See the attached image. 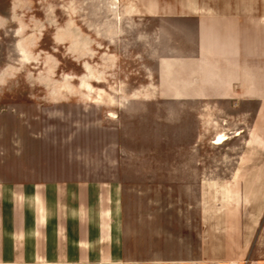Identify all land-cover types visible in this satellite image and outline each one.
<instances>
[{"label":"crops","instance_id":"obj_1","mask_svg":"<svg viewBox=\"0 0 264 264\" xmlns=\"http://www.w3.org/2000/svg\"><path fill=\"white\" fill-rule=\"evenodd\" d=\"M8 1L9 11L53 3ZM93 2L127 26L125 57L141 62L130 72L139 85L99 105L188 107L195 142L173 162H155L156 178L142 170L127 178L118 172L133 169L111 161H30L23 180L0 173V264H264L243 229V188L264 186V0ZM220 135L226 140L216 144ZM163 172L189 193L165 194ZM212 186L234 188L220 196H231L234 210L214 208Z\"/></svg>","mask_w":264,"mask_h":264},{"label":"rangeland","instance_id":"obj_2","mask_svg":"<svg viewBox=\"0 0 264 264\" xmlns=\"http://www.w3.org/2000/svg\"><path fill=\"white\" fill-rule=\"evenodd\" d=\"M6 1L0 0V162L8 166L0 173L23 180L28 179L30 161L54 167L111 161L133 169L118 174L139 180L140 170L156 178L151 167L173 162L179 149L188 151L195 142L188 107L99 105V98L121 100L126 88L139 85L130 72L139 71L141 62L125 57L130 34L124 23L118 24L108 10L99 11L93 0H71L79 3L71 9L53 0L26 11H9ZM163 173L165 194L189 193L173 181L172 172ZM208 173L217 178L222 174ZM232 189L208 188L214 208L223 203L235 209L231 196L227 203L220 198ZM243 189L246 241L264 259V186ZM195 193L203 191L196 187Z\"/></svg>","mask_w":264,"mask_h":264},{"label":"bare ground","instance_id":"obj_3","mask_svg":"<svg viewBox=\"0 0 264 264\" xmlns=\"http://www.w3.org/2000/svg\"><path fill=\"white\" fill-rule=\"evenodd\" d=\"M226 140V138L224 136H220L218 139H217V142H215L216 144H222L224 141Z\"/></svg>","mask_w":264,"mask_h":264}]
</instances>
